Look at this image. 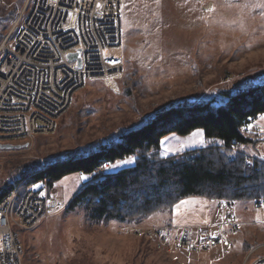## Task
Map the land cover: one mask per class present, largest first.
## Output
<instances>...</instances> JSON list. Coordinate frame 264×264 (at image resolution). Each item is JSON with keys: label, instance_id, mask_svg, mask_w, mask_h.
Segmentation results:
<instances>
[{"label": "rangeland", "instance_id": "1", "mask_svg": "<svg viewBox=\"0 0 264 264\" xmlns=\"http://www.w3.org/2000/svg\"><path fill=\"white\" fill-rule=\"evenodd\" d=\"M121 1V45L107 50V55L121 57L124 62L114 80L116 85L108 79L106 85L100 79L85 81L72 94L69 107L56 119L52 132L12 141L27 143L26 148L0 150V193L29 165L42 168L46 161L137 128L171 103L213 98L219 105L226 100L225 93L243 89L247 81L264 82V0ZM27 8L26 0H0V36L4 35L0 46L7 36L10 45ZM8 12L14 13V18L6 29ZM3 56L0 52V61ZM258 116L257 123L264 127V113ZM197 132L201 135H193ZM263 140L264 132L261 143ZM215 143L218 140L205 137L202 129L187 135L169 133L160 140V155L166 158ZM124 160L133 162L125 165L121 163ZM133 164L134 157L130 156L109 164L107 172ZM81 176L88 179L80 180ZM93 177V173L75 172L54 184L55 213L29 230L17 231L22 264H250L264 255V245L254 251L264 244V208L250 202L241 203L249 205L242 209L250 211L247 222L237 212L241 221L237 230L224 224V239L217 246L193 253L183 249L164 251L160 242L127 232L134 227L176 226L162 224L169 218L167 212L139 224L117 219L95 224L87 219L83 206L66 212L67 202ZM216 207L218 215L211 220L213 225L206 230L191 226L198 238L205 240L217 234L215 224L224 211L233 215L232 205L229 210L221 207L223 213ZM211 228L215 230L206 235Z\"/></svg>", "mask_w": 264, "mask_h": 264}, {"label": "trees", "instance_id": "2", "mask_svg": "<svg viewBox=\"0 0 264 264\" xmlns=\"http://www.w3.org/2000/svg\"><path fill=\"white\" fill-rule=\"evenodd\" d=\"M5 15V28L9 29L14 13ZM225 95L226 100L219 105L213 98L171 103L137 128L121 131L83 151L74 150L46 161L42 168L29 165L21 176L7 182L0 199L13 188L20 193L41 181L53 188L65 175L93 173L102 164L133 156V165L83 184L64 210L71 212L83 206L87 219L95 224L116 219L139 224L159 212L172 213L179 202L189 197L255 204L264 199V163L247 166L243 148L258 141L255 135L245 132L242 122L264 113V82L252 79L243 89ZM195 129H202L205 137L217 139L218 143L166 158L160 155L164 135H187Z\"/></svg>", "mask_w": 264, "mask_h": 264}, {"label": "built area", "instance_id": "3", "mask_svg": "<svg viewBox=\"0 0 264 264\" xmlns=\"http://www.w3.org/2000/svg\"><path fill=\"white\" fill-rule=\"evenodd\" d=\"M26 2V15L13 40L8 45L7 36L0 46L4 54L0 61V143L52 132L56 119L69 107L72 94L85 81L100 79L106 85L108 79L116 85L114 80L124 65L121 57L107 55L108 48L121 45V0ZM78 49L80 67L67 57ZM242 126L257 134L264 130L254 119H245ZM244 155L248 167L261 163L254 155ZM107 168L96 167L94 176H103ZM54 193V188L41 181L24 192V201L16 200L15 188L9 197L1 199L0 264H22L17 231L29 230L55 213ZM229 205L220 201L217 204L227 210ZM255 206L264 208V199ZM224 224L238 229L233 215L227 213L215 224L217 234L207 232L210 237L205 240L189 226L134 227L127 232L160 242L164 251L183 249L193 253L217 246L224 239ZM250 264H264V255Z\"/></svg>", "mask_w": 264, "mask_h": 264}, {"label": "crops", "instance_id": "4", "mask_svg": "<svg viewBox=\"0 0 264 264\" xmlns=\"http://www.w3.org/2000/svg\"><path fill=\"white\" fill-rule=\"evenodd\" d=\"M120 25H121V20H120ZM258 118L259 116L257 117V119ZM254 140H257L258 142H256V144L254 145L244 147L243 151L255 154L264 163V149H263L264 145L263 143L260 142L259 137L255 136ZM196 200H200V202H195ZM183 201H189V203L181 205L177 209V205H180V203H178L174 207L172 213L168 214L169 218L165 220L162 224L169 223L170 225L189 226V227L197 226L199 227L200 230H203V229L206 230L209 225H213V223H215V222H211V220L215 218L216 215H218V208L216 206L219 201H208L204 198L203 199H193L190 197L189 199H185ZM241 203H246V202H240L238 204L231 203L232 205L231 208L233 209V216L237 222H241L239 218L236 217L237 212H239V215H242V220L247 222L250 219V211L242 212V209L243 207H249V205L248 204L241 205ZM221 209H220L221 212L224 211L223 209L222 210ZM234 211H236V215ZM224 215H225V211H224V214L221 216L222 218L216 222L223 220ZM245 225H246L245 226L246 229L250 228L248 224H245ZM211 230L208 231L209 234H211L215 229L211 228Z\"/></svg>", "mask_w": 264, "mask_h": 264}, {"label": "water", "instance_id": "5", "mask_svg": "<svg viewBox=\"0 0 264 264\" xmlns=\"http://www.w3.org/2000/svg\"><path fill=\"white\" fill-rule=\"evenodd\" d=\"M80 50L78 49L75 53H68L67 57L69 60H76L77 66L80 67ZM27 143H0V150H18L22 148H26Z\"/></svg>", "mask_w": 264, "mask_h": 264}, {"label": "snow or ice", "instance_id": "6", "mask_svg": "<svg viewBox=\"0 0 264 264\" xmlns=\"http://www.w3.org/2000/svg\"><path fill=\"white\" fill-rule=\"evenodd\" d=\"M261 119L262 120H264V116H261ZM193 135H201V133H199V132H197V133H194ZM168 151H170V150H168V149H166L165 150V152H168ZM133 161L132 160H124V161H122L121 163L122 164H130V163H132ZM117 165H113V167H116ZM105 168H107V165H105ZM88 179V177L87 176H81L80 177V180H84V181H86ZM187 203H189V201H181L180 202V205H177V209L181 206V205H184V204H187Z\"/></svg>", "mask_w": 264, "mask_h": 264}, {"label": "bare ground", "instance_id": "7", "mask_svg": "<svg viewBox=\"0 0 264 264\" xmlns=\"http://www.w3.org/2000/svg\"><path fill=\"white\" fill-rule=\"evenodd\" d=\"M109 83V81H108ZM112 84V83H110ZM113 86V85H112ZM13 191V190H11ZM11 191H9L6 195H4L1 199H3L4 197H9L10 196V193ZM27 192V190L25 191ZM15 194H16V200L17 201H24V192L23 193H19V191L17 189H15ZM0 199V201H1ZM251 262H258V257L254 258Z\"/></svg>", "mask_w": 264, "mask_h": 264}]
</instances>
